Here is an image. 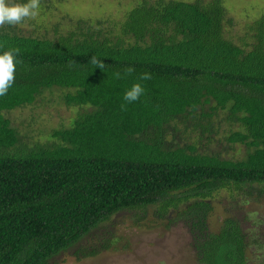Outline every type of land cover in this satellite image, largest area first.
I'll return each mask as SVG.
<instances>
[{
  "label": "trees",
  "instance_id": "trees-1",
  "mask_svg": "<svg viewBox=\"0 0 264 264\" xmlns=\"http://www.w3.org/2000/svg\"><path fill=\"white\" fill-rule=\"evenodd\" d=\"M226 13L222 0H136L104 30L81 18L51 36L0 29V53L21 50L15 83L0 96V264H51L72 246L95 254L114 239L78 244L83 236L118 210L148 204L158 217L172 210L184 218L200 264H246L257 237L248 240L231 215L211 232L206 216L219 188L264 197V18L235 42L224 34ZM129 66L135 72L115 77ZM143 72L151 79L140 80ZM137 82L144 94L122 110ZM55 86L75 113L44 140H24L4 111ZM218 111L243 157L172 139V120L208 134Z\"/></svg>",
  "mask_w": 264,
  "mask_h": 264
},
{
  "label": "rangeland",
  "instance_id": "rangeland-1",
  "mask_svg": "<svg viewBox=\"0 0 264 264\" xmlns=\"http://www.w3.org/2000/svg\"><path fill=\"white\" fill-rule=\"evenodd\" d=\"M135 1L41 0L39 14L34 20L12 28L25 35L51 36L55 33L54 29L63 31L73 28V21L81 18L91 21L93 27L100 20L99 26L104 30L111 25L112 20H119L123 11ZM222 1L227 9L226 14L232 18V24L225 26L224 34L235 42H240V37L246 33V25L253 19L264 18V0ZM112 31L116 32L113 28ZM64 91L65 89L57 86L43 89L31 103L6 110L4 114L17 130L25 134L24 140H44L52 128L66 126L75 113L76 106L63 102ZM221 115V111L212 115L219 126L208 133L209 136L207 133L199 135L196 133L197 129L184 128L182 122L179 124L172 120L171 123L176 122L177 127L172 139L180 144L195 140L198 151L218 154L219 157H243L246 149L244 144L225 139L228 124L221 120ZM171 130L172 128L168 129ZM245 196L243 192L229 193L224 188L214 190L209 197L211 209L207 212L206 225L209 231L215 232L225 216L236 218L248 240L257 237V242L260 243L249 242L246 264H264V197L255 199ZM153 211L155 206L148 204L144 210L134 208L114 212L78 242L88 245L102 236H111L114 239L111 247L92 255H81L74 254L72 246L54 254L50 258L51 264H200L184 218L175 217L176 213L172 210L161 217ZM139 214L142 217L135 220ZM171 217L174 220H170Z\"/></svg>",
  "mask_w": 264,
  "mask_h": 264
},
{
  "label": "clouds",
  "instance_id": "clouds-1",
  "mask_svg": "<svg viewBox=\"0 0 264 264\" xmlns=\"http://www.w3.org/2000/svg\"><path fill=\"white\" fill-rule=\"evenodd\" d=\"M41 8V0H24V2H16V0H0V29L7 27L20 26L28 20H34ZM19 48L9 49L0 53V96H6L8 90L15 83L16 66L20 61L17 59ZM92 63L95 67L104 69L105 63L93 57ZM135 72V68L129 66L124 69V73H115L117 79L123 76L131 75ZM140 80L151 79V73L143 72L140 74ZM145 92V88L141 83H134L130 89L126 90L123 96L125 104H121V109L126 110L129 103L137 101Z\"/></svg>",
  "mask_w": 264,
  "mask_h": 264
}]
</instances>
